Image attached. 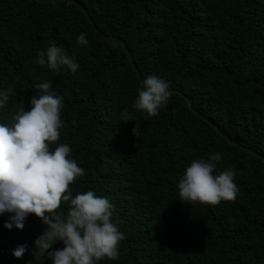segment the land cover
<instances>
[{"label": "trees", "instance_id": "obj_1", "mask_svg": "<svg viewBox=\"0 0 264 264\" xmlns=\"http://www.w3.org/2000/svg\"><path fill=\"white\" fill-rule=\"evenodd\" d=\"M81 32L88 46L77 44ZM103 35L125 42L140 77L120 44ZM51 42L75 56L76 73L35 61ZM148 74L182 93H173L157 116L132 108ZM46 80L64 98V125L51 147L68 143L70 157L86 170L69 190L107 196L115 204L111 219L125 233L118 259L99 264H264V163L229 143L185 100L264 157V0H0V88L13 89L0 123L28 109L35 85ZM136 120L140 137L132 132ZM217 151L215 171L237 172V198L183 203L178 183L186 167ZM68 206L61 201L57 211ZM5 219L0 264H52L46 255H12L42 234L40 218L30 214L22 230L5 228Z\"/></svg>", "mask_w": 264, "mask_h": 264}, {"label": "clouds", "instance_id": "obj_2", "mask_svg": "<svg viewBox=\"0 0 264 264\" xmlns=\"http://www.w3.org/2000/svg\"><path fill=\"white\" fill-rule=\"evenodd\" d=\"M81 47L90 44L87 34L76 37ZM42 67L76 73L80 68L75 56L51 42L34 57ZM170 81L157 74L146 75L138 88L132 108L148 116H157L171 95ZM53 81L35 85L39 92L30 98V107H22L12 123H0V216L7 214L4 227L23 229L30 214L46 225L33 245L18 244L12 255L22 258L46 255L52 264H99L105 257L120 255L119 244L125 233L111 219L115 204L107 197L88 189L73 195L69 185L85 175V169L70 157L72 148L53 142L60 138L64 98L57 95ZM11 87L0 88V109L9 101ZM135 120L121 115V121ZM137 121V120H136ZM132 132L142 136L137 121ZM222 153L213 152L207 159H192L179 179V199L185 204L216 205L237 198L239 187L233 167L217 169ZM61 201L68 202L67 212L57 211ZM62 242V248L53 245Z\"/></svg>", "mask_w": 264, "mask_h": 264}, {"label": "water", "instance_id": "obj_3", "mask_svg": "<svg viewBox=\"0 0 264 264\" xmlns=\"http://www.w3.org/2000/svg\"><path fill=\"white\" fill-rule=\"evenodd\" d=\"M38 2H57V1H64V0H37ZM80 6V8L83 10L87 20L90 22V24L93 26V28L95 29V31L99 34H101V32L97 29V27L95 26L93 20L90 18V16L87 14L84 6H82L80 3L78 4ZM104 39L107 41V43L109 45H116V44H120V46L123 48V50L125 51L126 53V56L129 60V62L131 63L133 69L135 70V72L137 73V75L140 77L141 74H140V71L138 70L136 64L134 63L133 59H132V56L125 44V42L118 38V37H115V36H109V35H103ZM173 93H178V94H182L180 91H173L171 90V95L170 97L168 98L167 101H169L172 97V94ZM185 100H186V103L189 107V109L194 112L196 115H198L199 117H201L205 122H207L211 127H213L218 133L219 135H221L223 138H225L229 143H231L233 146L235 147H238L244 151H247L249 153H252V154H255L257 155L261 160L262 162L264 163V157L261 156V154H258L255 150L251 149V148H248V147H244L242 145H239L237 142H235L233 139H231L228 135H226L225 133H223L216 125H214L210 120H208L206 117H204L199 111H197L193 106H192V103L190 102V100L185 97Z\"/></svg>", "mask_w": 264, "mask_h": 264}]
</instances>
